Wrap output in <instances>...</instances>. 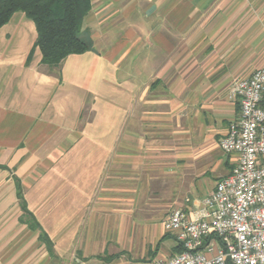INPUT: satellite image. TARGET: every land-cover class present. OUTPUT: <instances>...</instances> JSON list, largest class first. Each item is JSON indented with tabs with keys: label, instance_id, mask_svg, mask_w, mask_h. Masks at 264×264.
Returning <instances> with one entry per match:
<instances>
[{
	"label": "crops",
	"instance_id": "0c3cea01",
	"mask_svg": "<svg viewBox=\"0 0 264 264\" xmlns=\"http://www.w3.org/2000/svg\"><path fill=\"white\" fill-rule=\"evenodd\" d=\"M262 5L92 0L90 50L57 66L42 62L35 23L15 12L0 28V264L175 255L170 211L193 209L237 163L219 141L240 110L231 82L264 67L263 25L249 34L248 24L264 21Z\"/></svg>",
	"mask_w": 264,
	"mask_h": 264
},
{
	"label": "built area",
	"instance_id": "2783aa9c",
	"mask_svg": "<svg viewBox=\"0 0 264 264\" xmlns=\"http://www.w3.org/2000/svg\"><path fill=\"white\" fill-rule=\"evenodd\" d=\"M228 97L240 110L219 145L237 163L193 209L170 211L164 225L183 250L153 264H264V67Z\"/></svg>",
	"mask_w": 264,
	"mask_h": 264
},
{
	"label": "trees",
	"instance_id": "16d2710c",
	"mask_svg": "<svg viewBox=\"0 0 264 264\" xmlns=\"http://www.w3.org/2000/svg\"><path fill=\"white\" fill-rule=\"evenodd\" d=\"M91 9L92 0H0V28L10 21L15 12L25 13L36 25L35 46L42 52V62L57 66L71 54L90 50L89 42L82 36V25ZM18 196L29 217L30 227L41 228L28 211L21 189ZM40 238L55 257L53 242L43 230ZM182 250L178 245L177 253Z\"/></svg>",
	"mask_w": 264,
	"mask_h": 264
},
{
	"label": "rangeland",
	"instance_id": "374dc122",
	"mask_svg": "<svg viewBox=\"0 0 264 264\" xmlns=\"http://www.w3.org/2000/svg\"><path fill=\"white\" fill-rule=\"evenodd\" d=\"M254 8H256V6H253ZM257 8L258 9H260V8H262L263 9V12H264V5H262V6H257ZM253 12H257V10L256 11H253ZM248 24H249V34H251L252 32H253V30L256 28L255 26H258L259 24L260 25H263V31H262V37H261V39H262V41H263V57H262V59H263V62H264V21L263 22H261V21H254V20H252V18L250 17L249 18V20H248ZM259 36V35H258ZM260 39L258 38V41H259ZM254 44V43H253ZM255 45V44H254ZM236 79V78H235ZM234 79V80H235ZM233 82V81H232ZM231 82V83H232ZM231 85V84H230ZM230 87V86H229ZM38 256L41 258L42 256H43V250L42 251H38Z\"/></svg>",
	"mask_w": 264,
	"mask_h": 264
}]
</instances>
